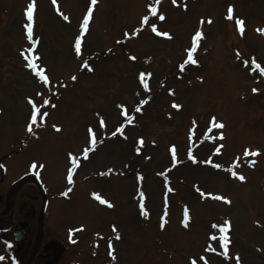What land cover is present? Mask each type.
<instances>
[{
	"label": "rangeland",
	"instance_id": "374dc122",
	"mask_svg": "<svg viewBox=\"0 0 264 264\" xmlns=\"http://www.w3.org/2000/svg\"><path fill=\"white\" fill-rule=\"evenodd\" d=\"M159 1L151 16L148 8L155 7L156 0H96L93 7L92 0H0V196L4 199L11 184L36 164L33 174L50 197L44 243L60 240L66 228L85 225L84 233L73 232L71 244L66 240L60 264H191L193 258L205 264L201 255L207 264H264V79L259 71H250L253 59L264 67V31H258L264 29V0ZM29 4H34L32 39L39 41L36 55L48 77L47 87L32 76L24 59ZM89 9L91 17L82 28ZM161 13L163 20L157 17ZM237 19L243 21L242 33ZM147 22L157 31L150 28L149 33ZM79 27L77 54L73 41ZM198 30L203 35L193 54L197 64L185 63L186 49ZM164 31L170 35H158ZM141 72L148 90L138 82ZM29 98L36 106L43 104L34 124ZM173 102L182 107L175 109ZM138 105L142 114L133 111L132 125L113 134L123 121L120 110L128 113L127 108ZM213 116L223 123L222 129L211 127ZM207 126L211 138L201 134ZM190 127L193 146L187 138ZM89 128L101 140L81 158L92 146ZM141 139L145 144L137 153ZM173 145L180 158L174 165L168 155ZM257 150L259 156L251 155ZM72 157L87 161L73 178L84 180L69 185L65 170ZM234 161L239 164L234 166ZM137 172L145 174L143 183L136 179ZM166 180L173 190L169 196L163 194ZM88 189L112 200L114 208L96 207ZM137 192L147 200V217L137 205ZM12 198L10 216L0 220L3 257L16 254L18 246L13 229H8L10 218L16 226L18 220H28L27 213H38L42 200L31 181L17 187ZM184 204L191 209L188 228L180 221ZM4 208L3 200L0 211ZM36 220H31L24 246L32 240L34 244ZM225 221L232 245L223 258L221 234L213 225ZM117 231L121 239L114 243L106 244L109 237L93 243L104 234L117 236Z\"/></svg>",
	"mask_w": 264,
	"mask_h": 264
},
{
	"label": "snow or ice",
	"instance_id": "6c2138e0",
	"mask_svg": "<svg viewBox=\"0 0 264 264\" xmlns=\"http://www.w3.org/2000/svg\"><path fill=\"white\" fill-rule=\"evenodd\" d=\"M53 3L55 4L56 3V0H53ZM92 3L95 4L96 3V0H92ZM156 3L158 4L159 3V0H156ZM173 3H175V0H173ZM33 8H34V4H29L28 8L26 9V14H27V18L29 21H31L33 19ZM149 8L151 10V13L152 14H155L156 13V8L149 5ZM89 11V15H86L84 17V21H83V24L81 25L82 28H86L87 25H88V22H89V16L91 15V9L88 10ZM232 12H233V9H232V6H229L228 8V18L231 19L232 18ZM65 20H68V17L65 15L63 17ZM159 19L160 20H163L164 19V15L161 13L159 15ZM143 20L146 22L148 20V16H145L143 17ZM203 22V21H201ZM211 21L209 20V23ZM236 23L241 31V33L243 32V21L240 20V19H237L236 20ZM32 27L33 25L31 23H29L27 25V33H28V39H32ZM152 30L155 32L156 31V28H155V25H152ZM258 31H264V29H258ZM135 34V33H134ZM158 35H161V36H165V37H168L170 34L166 31L164 32H159ZM202 32L201 31H196L195 34H194V37H193V46L189 49H186V52H187V60L185 61V63H191V64H197V60L193 58V53L196 51V42L202 38ZM75 50L77 52V54L80 53V50H81V40L79 37L76 38V41H75ZM29 51H31V49H29ZM32 59H36V57H32ZM132 59H135V57H132ZM247 61H245V65H247ZM252 64L254 65L253 68L250 69V71H259L260 75H264V67H261V65L259 63H257L255 61V59L252 60ZM28 67L33 69L36 73V75L42 80L44 81V83H48V77L44 74V69L43 68H40V69H37V65L35 63H29L28 64ZM181 67H183V64L181 65ZM145 73L144 72H141L139 73V79H140V82L143 84V86L145 88L148 87V84L146 82V80L144 79L145 77ZM150 75V73L148 74ZM73 80L76 79L75 76L72 77ZM202 79V77L200 78ZM170 92L172 90H169ZM257 91V89H253V92ZM38 95H40L38 93ZM29 103L32 105V115H31V119H32V122L33 124L36 122L37 120V114L40 112L39 108L36 106L35 102L31 100V98H29ZM45 103L47 104L48 101L45 100ZM141 103H144V101H141ZM123 107V106H121ZM173 107L177 110H179L182 105L178 104V103H175L173 102ZM43 115H47V113H43ZM125 115H127V113H125ZM210 125L212 128H219V129H222L224 127L223 123L222 122H216V117L213 116L210 118V121H209ZM100 125L103 126L104 125V122L103 120L100 121ZM54 128H56V130H59V127L56 126V125H53ZM27 130L29 132L32 131V124H29L27 126ZM117 131H120V129L118 128ZM89 132L92 134V144L94 145L96 143V139H95V134L92 133V129L89 128ZM211 138V137H209ZM223 133H220V139H223ZM142 139H141V143H142ZM222 147V146H221ZM217 151H219V148L217 149ZM87 152H88V149H85L84 150V155L85 157L87 156ZM245 154H248V150L246 149L245 150ZM188 155L189 157L195 162V157L192 155V153L189 151L188 152ZM251 155L255 156V155H258V150L257 151H254L251 153ZM69 156L71 157L72 154L69 153ZM171 156H172V160L176 163H179V161L177 160V156H176V147L175 145H173L171 147ZM208 161H205V163H207ZM76 159L75 157H72L71 159V164H72V167L69 168L68 170V174H67V180L69 183H72V180H73V176H72V173L75 171V166H76ZM33 168L36 167V164L33 163L32 165ZM40 167L42 168L43 165L41 164ZM216 168H220L221 165L220 164H216L215 165ZM161 175H163V173H161ZM232 175L233 176H237V173L236 172H232ZM238 178L243 181L245 179V177L241 174L238 176ZM199 191V189H197ZM169 191H172L171 188H169ZM93 195L95 196V198L100 201L102 204H107L108 206L111 207V204L109 203V201L107 200H104L102 199L99 195L93 193ZM211 195V194H209ZM141 196L143 197V193H141ZM215 198L217 199H220V200H224L225 202H228L230 203V201L228 200L227 197H224V196H216ZM141 209L143 210V204L140 205ZM142 215H144L145 217H147L148 213L146 211H142L141 213ZM189 219L188 217V210L187 208H185L184 210V226L187 227V220ZM164 227V224L162 223L161 224V228ZM214 228H217L219 230V232L221 233H224V235H221L220 236V240L223 242V247L225 248V254L227 252V246H228V236L226 235V233L228 232V229H229V222L228 221H225L224 224L222 225H213ZM113 228L115 229V226H113ZM213 239H216V237L214 236ZM111 247V245H110ZM2 259V258H0ZM201 260H204V257H200ZM237 261H239V258L237 257ZM191 264H197V260L195 258L191 259ZM205 264H207V262L205 261Z\"/></svg>",
	"mask_w": 264,
	"mask_h": 264
},
{
	"label": "flooded vegetation",
	"instance_id": "af4514ba",
	"mask_svg": "<svg viewBox=\"0 0 264 264\" xmlns=\"http://www.w3.org/2000/svg\"><path fill=\"white\" fill-rule=\"evenodd\" d=\"M31 216V213H29ZM22 248L19 250V257L21 256ZM62 254L60 252L54 253L53 251H41L34 260L33 264H60L62 260Z\"/></svg>",
	"mask_w": 264,
	"mask_h": 264
},
{
	"label": "water",
	"instance_id": "95a60500",
	"mask_svg": "<svg viewBox=\"0 0 264 264\" xmlns=\"http://www.w3.org/2000/svg\"><path fill=\"white\" fill-rule=\"evenodd\" d=\"M25 226H26V224H23V227H25ZM22 233H23V230L16 233L17 239H20Z\"/></svg>",
	"mask_w": 264,
	"mask_h": 264
}]
</instances>
